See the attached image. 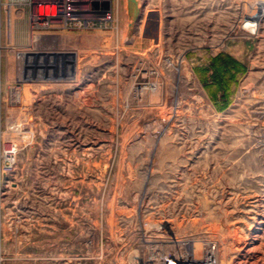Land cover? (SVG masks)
<instances>
[{"label":"rangeland","instance_id":"374dc122","mask_svg":"<svg viewBox=\"0 0 264 264\" xmlns=\"http://www.w3.org/2000/svg\"><path fill=\"white\" fill-rule=\"evenodd\" d=\"M53 1L0 0V264H264L257 0Z\"/></svg>","mask_w":264,"mask_h":264},{"label":"built area","instance_id":"2783aa9c","mask_svg":"<svg viewBox=\"0 0 264 264\" xmlns=\"http://www.w3.org/2000/svg\"><path fill=\"white\" fill-rule=\"evenodd\" d=\"M71 5L72 4L69 5L70 11L68 13L63 14L62 17L53 18L52 17L53 15L47 13L46 10H45V7L42 6V4H41L39 12H37V14L36 13L33 14L34 23H36V24L37 23L46 24V22H48L49 20H54V21L61 20V22H65V17L72 18L71 12L74 9L71 10V8H73V7H71ZM40 11H43V12H40ZM38 16H45V17L39 18V20H38V18H37ZM200 263H202V264H213L212 254L211 253H209V254L206 253V255L200 261L196 260L193 256L185 255V256L177 257L176 259H173V260L167 258V259H164L163 262H161V264H200ZM150 264H158V261H155V262L152 261Z\"/></svg>","mask_w":264,"mask_h":264},{"label":"bare ground","instance_id":"6f19581e","mask_svg":"<svg viewBox=\"0 0 264 264\" xmlns=\"http://www.w3.org/2000/svg\"><path fill=\"white\" fill-rule=\"evenodd\" d=\"M43 3H45V5H47V9H45L46 12L49 13V14H52L53 15L52 17H54L61 10L62 11L64 10V12H68V10H69V8H68L69 1L68 0H54L53 3L52 2H43ZM255 4L252 5V6H254L253 7V11L249 15L250 19H253L254 22L256 21L255 23L252 22L253 23L252 26H255V24L257 25L259 19H261L264 16V0H257V7H255ZM32 17H34V16H32ZM43 17H45V16H38L37 18L39 20V18H43ZM37 36L39 37V35H36V34L34 36V38H36V40H37ZM12 152H13V149H6L3 154L10 156L12 154Z\"/></svg>","mask_w":264,"mask_h":264},{"label":"water","instance_id":"95a60500","mask_svg":"<svg viewBox=\"0 0 264 264\" xmlns=\"http://www.w3.org/2000/svg\"><path fill=\"white\" fill-rule=\"evenodd\" d=\"M129 8L133 14L137 13L138 7L136 5V0H129Z\"/></svg>","mask_w":264,"mask_h":264}]
</instances>
